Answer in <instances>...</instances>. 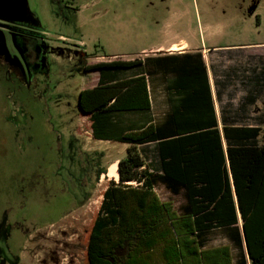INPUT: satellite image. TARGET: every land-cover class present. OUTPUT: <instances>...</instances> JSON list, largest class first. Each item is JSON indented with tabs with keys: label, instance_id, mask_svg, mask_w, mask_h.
<instances>
[{
	"label": "rangeland",
	"instance_id": "374dc122",
	"mask_svg": "<svg viewBox=\"0 0 264 264\" xmlns=\"http://www.w3.org/2000/svg\"><path fill=\"white\" fill-rule=\"evenodd\" d=\"M67 1L0 0V225L11 226L17 264H87L89 233L113 178L104 174L92 188L82 185L81 152L104 150L107 167L126 155L124 143L96 140L89 116L78 107L80 90L99 75L85 71L84 63L180 40L209 46L264 42V0ZM228 49L220 53L231 63L264 55V44ZM139 69H119V76ZM258 98L264 103L263 93ZM153 99L159 117L168 104H159V94ZM258 141L264 144V134ZM148 147L156 159L154 145ZM84 191L90 193L86 200ZM156 192L178 211L185 202L163 186ZM224 246L232 264H241L227 229L208 233V248Z\"/></svg>",
	"mask_w": 264,
	"mask_h": 264
},
{
	"label": "trees",
	"instance_id": "16d2710c",
	"mask_svg": "<svg viewBox=\"0 0 264 264\" xmlns=\"http://www.w3.org/2000/svg\"><path fill=\"white\" fill-rule=\"evenodd\" d=\"M160 66L178 67L169 61ZM132 67L140 69L119 76V69ZM83 68L99 71L98 84L78 95L93 137L128 145L118 161L119 180H110L91 227L87 264H232L228 246L207 247L208 233L221 228L239 248L241 264L248 258L264 264V144L258 141L264 129H220L205 65L185 69L165 118L138 129L123 126L119 118L150 113L149 79L159 70V58L84 63ZM152 142L158 146L161 172L139 149ZM83 151L82 185L90 182L92 188L108 173L102 164L106 155ZM159 186L185 197L180 211L159 197ZM89 194L84 191L83 200Z\"/></svg>",
	"mask_w": 264,
	"mask_h": 264
},
{
	"label": "crops",
	"instance_id": "0c3cea01",
	"mask_svg": "<svg viewBox=\"0 0 264 264\" xmlns=\"http://www.w3.org/2000/svg\"><path fill=\"white\" fill-rule=\"evenodd\" d=\"M258 44L262 45L264 42L209 46L206 45V43L192 45L189 41L180 40L172 41L167 44H159L151 49L143 48L140 52L133 55L110 54L107 57H96L95 60L96 63L115 59H140L144 62L147 58H159V70H156L154 76L149 79L152 101L151 111L147 115L141 113L122 114L119 119L125 127L138 129L147 124L148 120H153L154 122L163 120L165 115L171 110L169 100H171L170 98L175 91V82L183 75L181 73L184 71L186 72L185 69L189 70L197 64H204L220 129L225 125L261 127L264 129V103L258 98L260 92L264 94V55L257 60L251 61L240 57L235 63H231L227 57H223L220 53L221 51L232 50L228 49L231 47H237V50H243L245 45ZM215 52L219 53L218 57L214 56L216 54ZM167 61L172 62L173 65L178 67H176V69L173 68L174 70H167L163 68V66H160L161 62ZM98 81L99 75L97 83L93 86L97 85ZM154 93L159 94V104L161 106L164 107L168 104V108L166 106V110H163L159 117H156L154 113ZM260 104L261 107H259ZM226 143L224 139L225 147ZM151 144L154 145L156 159L152 156L153 154L150 155L149 153L150 149L148 146ZM125 145L127 148L128 145ZM139 149L150 167L161 172L160 165H158L157 143L152 142L143 144L139 146ZM97 150L100 151L101 149ZM119 159L120 158H115L110 164L118 162Z\"/></svg>",
	"mask_w": 264,
	"mask_h": 264
},
{
	"label": "flooded vegetation",
	"instance_id": "af4514ba",
	"mask_svg": "<svg viewBox=\"0 0 264 264\" xmlns=\"http://www.w3.org/2000/svg\"><path fill=\"white\" fill-rule=\"evenodd\" d=\"M59 204L62 205L63 202L59 200L57 205ZM22 230V232H24L26 231V228L24 227ZM11 233L12 231L10 225H0V264H14L15 262L16 254L11 250L8 240Z\"/></svg>",
	"mask_w": 264,
	"mask_h": 264
},
{
	"label": "bare ground",
	"instance_id": "6f19581e",
	"mask_svg": "<svg viewBox=\"0 0 264 264\" xmlns=\"http://www.w3.org/2000/svg\"><path fill=\"white\" fill-rule=\"evenodd\" d=\"M107 174L113 179H117L119 177L118 162H114L111 164Z\"/></svg>",
	"mask_w": 264,
	"mask_h": 264
}]
</instances>
